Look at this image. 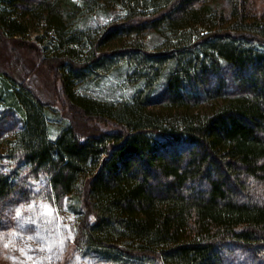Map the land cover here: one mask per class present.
Wrapping results in <instances>:
<instances>
[{
    "label": "trees",
    "instance_id": "trees-1",
    "mask_svg": "<svg viewBox=\"0 0 264 264\" xmlns=\"http://www.w3.org/2000/svg\"><path fill=\"white\" fill-rule=\"evenodd\" d=\"M99 1L0 0V39L32 53L30 68L17 58L21 78L0 69V106L23 122L0 146L46 172L56 200L75 199L79 250L111 264H264V0H105L125 18L101 36L75 28ZM44 23L46 48L19 39ZM151 31L158 51L118 48ZM122 65L132 97L78 92ZM41 73L51 101L27 79ZM18 176L0 172V207Z\"/></svg>",
    "mask_w": 264,
    "mask_h": 264
},
{
    "label": "rangeland",
    "instance_id": "rangeland-1",
    "mask_svg": "<svg viewBox=\"0 0 264 264\" xmlns=\"http://www.w3.org/2000/svg\"><path fill=\"white\" fill-rule=\"evenodd\" d=\"M217 1H219V7H221L222 0ZM74 2L78 5L84 4V0H74ZM126 15L127 11L123 9L121 5L108 3L104 0L99 1V4H96V7L93 10L86 8L83 11H80L79 15L77 14L73 18L72 22H74L75 28H80L87 32L96 33L101 36L107 27H109L113 22L121 21ZM51 35L52 33H50L49 36ZM46 36L47 27L44 23L34 25V27H32L25 36L19 37V39L29 41V43L33 46L46 48ZM21 44L22 43L19 42H13L10 45L7 42L6 45L5 41L0 39V69L7 70L9 73L18 78H21V75L23 74L25 75L24 71L20 70L21 67L17 66V58L20 54L24 59L25 65L28 68L32 66V53H30L27 48H22ZM164 44V36L159 32L151 31L144 35H134L131 38H128L122 46H119L118 48L143 46L149 52H156L163 47ZM9 58H11L14 63L15 61L17 63L11 67L12 69H9L7 66ZM126 74V67L122 65V67H118L111 73L102 74V76H97L85 84H79L77 90L81 95L89 96L98 100L100 99L101 101L122 102L132 97L134 89L133 85L129 83V81H123L124 75L126 76ZM32 77V79L30 76L29 78L27 77L28 81H30L42 95H45V97L48 98V101H51V85L48 82L47 75L41 73L38 76L35 75ZM158 85L159 87H157V91L162 89L164 81ZM52 106L55 110H60V108H62L58 104H52ZM4 115H7L6 120L12 125V127L5 128L1 131L0 142L5 138L9 139L11 137V129L23 128V122L20 119L21 117L17 115L16 112L13 114L12 112H9V109L0 106V117ZM50 117L53 120H56V115ZM106 129L110 130L112 127H107ZM56 133V126H54V128L50 131L51 137L54 138ZM18 166H22L20 171ZM14 171L19 174V176L14 179V182L18 185L19 189L15 196L10 199V202L8 201V203H6L3 207H0V234H3V240H0V264H32V262L28 261L19 250L20 247H24L26 245L31 246L30 254L33 256V259L37 256L47 255L46 252L42 253L39 251L41 241L35 238V234L38 230L43 233L46 229H55L59 227L60 221L53 217L50 219L56 220V224H45V217L42 215H33L32 212L24 209L22 210V215L33 216L35 223H29L26 225V230H21L18 226L16 209L21 203L28 204L32 201H35L37 205L36 212H39L38 206L41 202L51 203L53 207H59V216L64 218L62 223L64 225H71L72 228L71 237H68L67 231L63 232L65 237L63 249H57L52 254L51 260H45L43 264H111L98 257L95 253L79 250L75 246L78 231V217L73 207L75 206V199L72 197H62L60 200H56V198L53 199V191L49 184V178L46 172L42 170L33 171L31 168L23 166L18 159H12L10 157V151H5L0 146V172L7 173L8 175H14ZM37 187H39L40 191L34 192V189ZM65 198H67V211L64 210ZM69 217H72V219H68ZM13 230L20 233V235L16 237L12 244H9V247H4V243L9 241L10 234ZM30 236L33 238L29 239ZM13 244L15 246H13ZM11 256L17 257L16 261H13L10 258Z\"/></svg>",
    "mask_w": 264,
    "mask_h": 264
},
{
    "label": "snow or ice",
    "instance_id": "snow-or-ice-1",
    "mask_svg": "<svg viewBox=\"0 0 264 264\" xmlns=\"http://www.w3.org/2000/svg\"><path fill=\"white\" fill-rule=\"evenodd\" d=\"M43 179V177H42ZM39 187L34 189V192H39ZM55 199V196L52 197ZM65 198V208L67 209V203ZM39 212H36L37 205L35 201H32L28 204L21 203L19 207L16 209V217L18 218V226L21 230H26V225L29 223H35V220L33 219V216H24L22 215V210L27 209L30 212L33 213V215H42L45 217V224H56V220H52L50 218L55 217L57 220L60 221L59 227L55 229H46L43 233L41 231H37L35 234V238L39 239L41 241V246L39 251L42 253H47L46 256L41 255L37 256L35 259H33V256L30 254L31 252V246H24L20 247L19 250L24 255L28 261H31L32 264H43L45 260H51L52 254L57 250H62L64 247V240L65 237L63 235L64 231H67L68 237L72 236V228L71 225H64L62 223L63 217L59 216L60 208L59 207H53L51 203H44L41 202L39 204ZM68 219H72V217H69ZM15 233V235H13ZM20 233L16 232L15 230L12 231L10 234V239L8 242L4 243V247H9V244H12L13 241L16 239L17 236H19ZM33 237H29V239H32ZM0 240H3V234H0ZM13 246H15L13 244ZM13 261H16L17 257L11 256L10 257Z\"/></svg>",
    "mask_w": 264,
    "mask_h": 264
},
{
    "label": "clouds",
    "instance_id": "clouds-1",
    "mask_svg": "<svg viewBox=\"0 0 264 264\" xmlns=\"http://www.w3.org/2000/svg\"><path fill=\"white\" fill-rule=\"evenodd\" d=\"M13 235H15V233H13Z\"/></svg>",
    "mask_w": 264,
    "mask_h": 264
}]
</instances>
